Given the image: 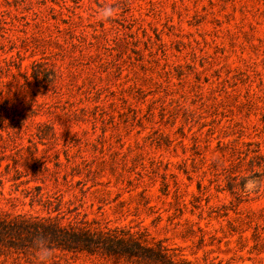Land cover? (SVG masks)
I'll list each match as a JSON object with an SVG mask.
<instances>
[{
	"label": "rangeland",
	"instance_id": "1",
	"mask_svg": "<svg viewBox=\"0 0 264 264\" xmlns=\"http://www.w3.org/2000/svg\"><path fill=\"white\" fill-rule=\"evenodd\" d=\"M0 210L264 264V0H0Z\"/></svg>",
	"mask_w": 264,
	"mask_h": 264
},
{
	"label": "trees",
	"instance_id": "2",
	"mask_svg": "<svg viewBox=\"0 0 264 264\" xmlns=\"http://www.w3.org/2000/svg\"><path fill=\"white\" fill-rule=\"evenodd\" d=\"M55 210L59 207H54ZM37 237H43L52 250L114 256L135 264H193L163 240H151L144 230L91 226L87 220L82 225L63 223L50 214L40 216L0 210V255L30 254L35 250Z\"/></svg>",
	"mask_w": 264,
	"mask_h": 264
},
{
	"label": "clouds",
	"instance_id": "3",
	"mask_svg": "<svg viewBox=\"0 0 264 264\" xmlns=\"http://www.w3.org/2000/svg\"><path fill=\"white\" fill-rule=\"evenodd\" d=\"M114 8L112 6H105L98 11V15L102 19H108L113 16ZM257 188V181L254 178H248L245 182V189L247 191H253ZM35 255L39 264H46V262L52 257L53 252L43 237H37L34 241Z\"/></svg>",
	"mask_w": 264,
	"mask_h": 264
}]
</instances>
